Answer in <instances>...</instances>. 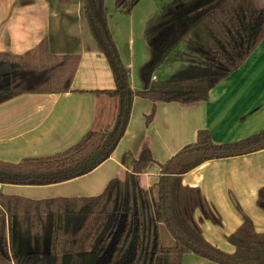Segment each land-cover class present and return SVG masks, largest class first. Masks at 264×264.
Listing matches in <instances>:
<instances>
[{
	"label": "trees",
	"instance_id": "trees-1",
	"mask_svg": "<svg viewBox=\"0 0 264 264\" xmlns=\"http://www.w3.org/2000/svg\"><path fill=\"white\" fill-rule=\"evenodd\" d=\"M138 1L115 0V7L129 14ZM85 18L115 79L114 89L93 91L119 99L115 125L92 129L77 144L50 156L17 163L0 160V183L45 185L89 173L115 150L135 96L154 102L146 115L147 125L159 101H206L210 90L264 40V6L256 0H178L146 24L150 58L142 66L144 86L135 90L109 28L106 0H85ZM184 42L188 51L196 46L204 62L188 63L173 75L158 77L159 68ZM49 49V40L44 38L22 54L0 52V103L26 92L71 90L80 55H51ZM263 148L264 129L228 143H218L208 129H200L193 142L164 163L157 162L147 147L138 156L125 153L122 161L130 163L131 172L124 179H111L99 195L32 199L0 193V216L7 219V226L0 228V260L12 264H182L183 255L194 252L221 264H264V233L255 230L245 213L240 226L228 236L233 252L205 239L201 222L221 225V215L199 187L186 185L182 179L209 159ZM151 162L158 163L160 174L145 188L139 175ZM257 204L264 210V185ZM162 225L174 237L169 246L161 244Z\"/></svg>",
	"mask_w": 264,
	"mask_h": 264
},
{
	"label": "crops",
	"instance_id": "crops-1",
	"mask_svg": "<svg viewBox=\"0 0 264 264\" xmlns=\"http://www.w3.org/2000/svg\"><path fill=\"white\" fill-rule=\"evenodd\" d=\"M256 2L264 6V0ZM173 3L139 0L129 14L117 9L115 0L112 7L107 5L109 28L130 69L135 90L144 86L142 66L150 58L146 24ZM44 38L49 40L51 55H80L71 90L26 92L0 103V160L17 163L24 158L50 156L77 144L90 130L105 129L117 121L119 99L93 92L114 89L116 84L107 57L90 33L85 0H0V52L22 54ZM185 45L174 55L183 56L182 50L188 49ZM157 75L160 77L159 71ZM153 107L150 99L134 97L126 130L115 150L89 173L45 185L0 183V193L32 199L95 196L111 179H124L131 172L130 163L122 161L127 152L138 156L147 147L157 162L164 163L193 142L200 129H208L218 143L258 133L264 129V40L239 68L210 90L208 100L190 104L159 101L147 125L146 115ZM159 174L158 163H148L139 175V183L149 188ZM182 179L186 185L199 187L221 215V225L201 222L203 235L212 245L234 251L228 236L242 223L243 213L252 219L257 232L264 233V210L257 204L264 185V148L209 159L184 173ZM1 223L7 226L3 215ZM166 233L168 245L163 246L174 242L169 229ZM182 264L221 263L187 252Z\"/></svg>",
	"mask_w": 264,
	"mask_h": 264
},
{
	"label": "rangeland",
	"instance_id": "rangeland-1",
	"mask_svg": "<svg viewBox=\"0 0 264 264\" xmlns=\"http://www.w3.org/2000/svg\"><path fill=\"white\" fill-rule=\"evenodd\" d=\"M162 1H164V3H166V4L172 3L174 1V3L170 6V7H172L178 0H162ZM113 4H114V0H106V5H109L110 7H112ZM182 51L184 52V54H183L184 57L182 55L176 56L174 54H171L168 57V59L166 60V62L163 64V66H161L159 68L158 71H159L160 78H166V77H168L170 75H173L175 73V70L177 68H179V66H182V65H185V64H188V63H192V62H196V63H203L204 62L203 59L201 60L198 57L199 54H200V51H199V49L196 46L193 48V51H188L187 48H184ZM126 53L127 52L124 49L123 50L124 57H126ZM137 76L138 77L140 76L139 69H138ZM114 123L111 126H114L115 125ZM2 225H3V223L0 224V228H1ZM3 227H4V225H3ZM4 231H7V230H4ZM166 232H168V229H167L166 225H162L161 226L162 245H168V242L166 240L167 239L166 238V236H167ZM0 264H12V263L0 260Z\"/></svg>",
	"mask_w": 264,
	"mask_h": 264
},
{
	"label": "built area",
	"instance_id": "built-area-1",
	"mask_svg": "<svg viewBox=\"0 0 264 264\" xmlns=\"http://www.w3.org/2000/svg\"><path fill=\"white\" fill-rule=\"evenodd\" d=\"M153 79H154V80H155V79H157V76H156V75H154V76H153Z\"/></svg>",
	"mask_w": 264,
	"mask_h": 264
}]
</instances>
